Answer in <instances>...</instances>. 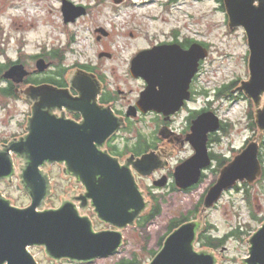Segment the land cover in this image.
Segmentation results:
<instances>
[{"label":"water","instance_id":"95a60500","mask_svg":"<svg viewBox=\"0 0 264 264\" xmlns=\"http://www.w3.org/2000/svg\"><path fill=\"white\" fill-rule=\"evenodd\" d=\"M60 1L64 24L73 23L85 14L84 7L74 6L67 0ZM223 6L228 29L242 28L248 49V79L241 80L232 92H240L252 102L253 122L258 133L220 170L204 196L198 219L183 223L168 234L147 264H217L215 251L195 249L198 235L207 229L205 212L216 205L224 192L243 182L251 185L262 174L258 153L264 135V0H223ZM96 31L104 34L102 30ZM208 55V50L198 43H193L185 51L171 45L139 52L132 58L129 72L133 78H144L147 87L141 92L136 108H130L127 116L134 115L136 109L142 113L152 111L163 115L177 112L189 98L188 83L197 72L199 62ZM99 57L110 55L100 53ZM48 67L49 64L41 58L35 62L34 71L43 73ZM28 75L22 64H12L1 78L20 84ZM160 81L170 83L168 92L155 90ZM68 84L83 97L90 95L94 102L101 89L95 75L81 69L74 70ZM22 95L26 102L34 99V111L28 119L26 135L10 142L5 151L14 152L25 163L20 167V183L31 204L17 208L10 204V199L0 195V264H37L28 251L30 247H42L46 257L57 264L61 260L90 264L114 255L123 245L122 231L135 227L150 205L139 191L131 171L122 170L115 159L96 149L124 126L123 121L115 118L111 111L106 113L108 116L84 115L81 125L46 117L42 109L47 103L74 107L80 101L71 97L68 89L31 86ZM93 108L98 110L97 106ZM218 126V118L211 111L193 121L190 141L195 153L174 169L178 189L186 190L199 183L202 169L211 163L205 146L206 133L216 131ZM5 151L0 152V180L10 179L14 169L13 160ZM154 161L155 156L150 152L132 165L141 176L149 177L157 169ZM62 162L83 183L87 197L93 200L97 219L114 227L115 231L95 232L89 218L80 216L68 203L47 209L45 200L50 195V185L47 175L39 168ZM166 182L163 178L154 185L164 187ZM246 242L248 256L242 260L243 264H264V221Z\"/></svg>","mask_w":264,"mask_h":264},{"label":"rangeland","instance_id":"374dc122","mask_svg":"<svg viewBox=\"0 0 264 264\" xmlns=\"http://www.w3.org/2000/svg\"><path fill=\"white\" fill-rule=\"evenodd\" d=\"M74 6L85 8V14L73 23L64 24L60 10V0H0V64L19 60L34 69L30 58L44 49L59 48L64 51L61 67L67 71L76 65L95 68L108 88L129 92L133 100L142 84L129 75L130 62L139 52L151 43L168 39L172 32L178 38L187 37L200 40L209 46V55L195 81L199 95L198 102L209 101L218 115L229 124L228 133L217 148L218 153L233 158L243 147L246 140L254 135L249 129V110L254 106L242 93L232 92L225 99L216 97L218 88L235 81L236 88L241 80L248 79V49L243 31L228 30L227 18L219 9L217 0H67ZM102 30L104 34L96 30ZM107 53L110 57H99ZM54 61V60H52ZM57 63V61H54ZM96 76V73H95ZM1 86V85H0ZM1 102H10L12 108L9 120L0 115V131L14 129L15 120L22 118L24 109L21 102L0 97ZM12 120V121H11ZM11 122V126L9 125ZM144 130L148 134L153 129L152 116L145 117ZM264 161V143L260 147ZM188 155L178 152L171 160L172 166ZM176 164V165H177ZM175 165V166H176ZM52 175L57 180L58 173ZM214 176L208 172L204 181L190 192L162 191L151 207L158 205L160 215L145 226L123 230V245L112 256L97 259L90 264H119L122 260L137 259L139 264L151 261V252L160 249L159 243L167 233L170 220L193 213L204 196L208 186L214 182ZM145 186L150 181H141ZM231 189L224 193L214 207L205 212V220L211 225L209 234L223 237L238 229L239 236L228 237L221 249L215 251L217 264H243L248 256V237L260 227L257 221L249 218L264 215V181L248 185L245 200L244 188ZM0 191L17 208H25L30 202L18 187L0 183ZM61 191H55L45 204L47 209L59 206ZM151 207L145 213L147 214ZM199 210L201 206L198 207ZM197 213L196 217H198ZM197 219V218H196ZM195 219V220H196ZM101 224H96V229ZM249 234V235H248ZM196 251L207 249L195 244ZM28 251L37 264H57L48 259L42 247H30ZM59 264H75L61 260Z\"/></svg>","mask_w":264,"mask_h":264},{"label":"flooded vegetation","instance_id":"af4514ba","mask_svg":"<svg viewBox=\"0 0 264 264\" xmlns=\"http://www.w3.org/2000/svg\"><path fill=\"white\" fill-rule=\"evenodd\" d=\"M217 2L220 3L219 9L222 10V12L226 16L223 6V0H217ZM226 26H228L227 21H226ZM237 30L243 31L242 28H238ZM243 34L245 38L244 31ZM193 43L200 44L202 47L208 50V53H210L209 46L206 43L200 40L189 39L187 37L178 38V34L176 32L170 33L168 39L166 40L148 44L143 50H148L155 46L176 45L181 50L185 51L189 49V47ZM41 58L44 59L47 64H49L48 69L43 73L35 72L34 71L35 68L34 69L29 68L24 63L19 62V60L13 63V64H22L24 68L29 72V75L26 76L23 79V82L20 84H15L9 80H3L0 76L1 78L0 97L5 98L7 100L11 99L13 101L21 102V104L24 107V109L22 110L23 112L22 118L20 120H15V122L13 123L14 129H6L5 131L3 129L0 131V152H4L5 147L10 142L19 140L20 138L26 135L25 128L28 119L32 117L34 111L33 109L35 107L34 105L35 102L33 98H30V102H26L22 95V92L26 88L31 86L38 87L41 85H50L60 90L68 89L70 96L76 99L77 101L78 100L80 101L77 102V104H75L77 106L74 105V107H70L60 103H56L53 106V104L47 103L42 109V113H44L48 118L50 117L51 119L56 121H68L76 125H81L84 121V115L108 116L106 113L108 111H111L112 115L115 118L123 121L124 126L119 127V129L116 132H114L107 139H105L104 144L102 146L100 147L97 146L96 149L99 152L106 153L111 158L115 159L118 163L119 168H121L122 170L127 169L131 171L132 175L135 178V182L139 188V191L142 192L144 195L145 201L150 202L149 207H151L152 205L151 203L155 201L158 196L162 197L161 194L162 191L170 190L171 192L180 191L187 193L194 190L204 181L208 172H210L214 176L215 178L214 180L216 181L220 170L224 167V166L221 168L218 167L220 160L219 155H222L221 157L225 158L224 157L225 154L218 153L217 148L220 146L221 141L224 140L226 136L225 131L229 128V124L227 123L226 120L222 119L218 115L217 111L212 108L211 103L209 101L204 100L201 104L198 102L197 95H199V93L195 88V81L198 75L200 74L204 61L199 62L197 72L193 75V77L190 79L188 83L187 92L189 94V98L187 100H184L183 105L180 107V109L177 112L170 115H163L161 113H155L152 111H149L147 113H142L140 110L136 109L134 115L127 116V112L130 108L132 107L136 108V104L140 98L141 92H143L147 87V82L144 78L142 77L133 78L131 75H129L133 80L139 81L142 84L140 90H138L135 93L133 100H131L128 98L129 92H125L119 89L118 87L108 88L103 79V76H101V74H99L95 68L76 65L73 69L65 73H61L60 70L57 69L56 63L50 60L49 58H47V55H45L43 51L40 54H38L36 58L33 59L34 64L38 59ZM75 69H81L83 71H86L87 73H92L93 75H95L96 73L95 76L96 80L101 85V89L100 91L97 92L96 95V102L93 101L90 95H86L83 97L76 90L69 87L68 79L71 77ZM169 85L170 83H168L167 81L165 82L160 81L158 85L155 86V90L158 92H168V89L170 88ZM95 106H97L98 110L101 112H98V110L95 111L93 108ZM13 110L14 109L12 108L10 102L3 103L1 102L0 99V115H2L4 119L9 120L11 117H13L11 115V112ZM209 111L213 112L217 116L219 123L218 129L216 131L213 132L208 131L206 133L205 146L207 148L208 156L211 163L207 168L202 169L201 177L198 184L186 190H180L177 188L174 181V176H173L174 169L176 166H178L179 164H181L182 162H184L185 160H187L188 158L194 155L195 149L190 141V138L192 137L191 127L193 121L196 120L201 114H204ZM148 115L152 116L153 129L150 132H148V134H146L144 130V124H145L144 120L145 117ZM7 126L8 127L11 126V122L9 125H6V127ZM253 133L254 135L250 139L245 141L243 147L238 151L237 154H239L244 149V147L254 139V137L258 133L257 128ZM263 143H264V135L259 145V153H258L259 162L261 159L260 162L261 171L262 168L264 167V161L262 160L260 153V147H262ZM181 151L188 152V155L185 156L180 161H178V164L176 162L177 165L174 164L172 166L170 160L178 152ZM150 152L155 156V161L153 164L157 166V169L153 170L152 174L149 177H143L133 167L132 162L140 158L142 155ZM7 153L11 156L13 160V166H14L13 174L10 179L5 178L0 180V183L3 182L7 186L18 187L19 190L22 191L24 195L28 197L29 202L31 204L30 197L28 196L27 193L23 191V187L21 186L20 183L21 182L20 175L22 174V170L20 167L24 166L25 163L24 162L22 163V161L18 159L17 155L14 152L8 151ZM226 157L229 159L228 163L233 159L228 156ZM39 169L42 171L43 174L45 173L47 175L50 185L49 187L50 195L46 198L45 203L50 197H52L55 194V191L57 189L62 192L59 198V206L62 203H68L72 205L77 210L80 216H85L89 218V220L92 223L93 230L95 232L105 231V230H110V231L116 230L114 227L105 224L97 219V216L93 208V200L87 197V190L84 187L83 183L79 180V178L73 176L69 172L65 162L53 163L51 165H47L45 169H42L41 167ZM54 170H56V172L60 176L58 177L57 180L52 175ZM261 176L259 179H257L254 182L255 184L264 181L261 180ZM163 178H166L167 181L164 187H157L154 185L155 181H158ZM145 179L149 180L151 184L145 186L141 182L142 180ZM214 182H212L208 186L207 190L209 189L210 186L214 184ZM243 183H241V185ZM207 190L205 191V194ZM0 195H2L6 200H9L8 197L6 195H3L1 191H0ZM204 196L202 198V202ZM58 207H55L53 209H56ZM253 217H257V216L254 214L249 215V218L253 219ZM262 217H264V215ZM98 222L101 224V227L96 229V224ZM170 225H171V220L168 224L167 231ZM208 226L209 224L206 222V227Z\"/></svg>","mask_w":264,"mask_h":264},{"label":"trees","instance_id":"16d2710c","mask_svg":"<svg viewBox=\"0 0 264 264\" xmlns=\"http://www.w3.org/2000/svg\"><path fill=\"white\" fill-rule=\"evenodd\" d=\"M43 53L45 55H47V58H49L50 60L57 61V63H56L57 69H59L61 73L66 72V70L61 67V62L63 61V58H64V51L59 50V48H52L50 50L44 49ZM36 56H38V54L35 56H32L30 58L33 60L34 58H36ZM13 63L14 62L9 61L7 64H0V76L4 72V70L7 69L9 66H11ZM235 84H236V82L232 81L229 84H225L221 88H218L216 97L219 98L220 96H222L225 99H231V98L236 99V98H233L230 96L232 88L235 86ZM249 103H250V101H249ZM250 104H252V103H250ZM248 119H249V129L252 131H255L256 127H255L254 122H253V113L251 110H249ZM225 133L227 135L228 129L225 131ZM219 156H220V160H219V166L218 167L221 168V167L225 166V164L228 163L229 159L226 157V155L224 156L225 158L221 157L222 155H219ZM260 162H261V159H260ZM261 180H264V167L262 168ZM241 186L244 188L243 191L247 190V188H248V185L245 183H243ZM234 189L238 190L239 186H236ZM246 192L247 191L244 192V195L246 196L245 200L249 201V197H248ZM202 198L198 203V207H200V206L202 207ZM198 207L194 210L193 213L187 214L186 216H182L179 219L171 220V225H170L167 233L160 240V243H159L160 248H161L162 242L165 239V237L168 234H170L174 229H176L177 227H179L183 223L195 220L197 218L196 215H197V213L200 212ZM159 215H160V207L158 205H154L151 207L150 211L147 214L140 217L141 222L137 220V222H140V224L137 223V225L139 227L145 226L147 223H149L150 221H152L155 217H157ZM253 220L257 221L259 224H261L264 220V217H253ZM209 229H212L211 225H209L207 227L205 232H202L198 235L197 243L199 244L200 248H208V249H211L213 251H217L218 249H221L224 246L225 240L228 237L239 236V234L243 233V232L240 233L239 230L236 229V230H232L231 232L227 233L223 237H215L212 234H209V232H210ZM158 251L151 252V259L156 255V253ZM119 264H139V261L135 258L132 260H122Z\"/></svg>","mask_w":264,"mask_h":264},{"label":"clouds","instance_id":"9594fccd","mask_svg":"<svg viewBox=\"0 0 264 264\" xmlns=\"http://www.w3.org/2000/svg\"><path fill=\"white\" fill-rule=\"evenodd\" d=\"M38 99V98H37Z\"/></svg>","mask_w":264,"mask_h":264}]
</instances>
